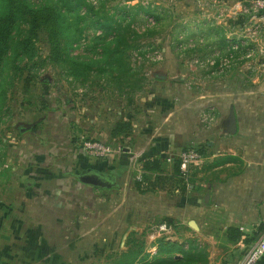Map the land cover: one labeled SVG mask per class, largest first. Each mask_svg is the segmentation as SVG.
Listing matches in <instances>:
<instances>
[{"label":"crops","instance_id":"1","mask_svg":"<svg viewBox=\"0 0 264 264\" xmlns=\"http://www.w3.org/2000/svg\"><path fill=\"white\" fill-rule=\"evenodd\" d=\"M242 64L248 69L216 78L208 93L192 89L180 75L154 83L127 112L115 107L117 111L108 108L83 116V138L122 146L109 160L93 162L110 165L117 182L122 175L136 176L141 165L143 191L131 183L100 188L72 177L55 182L59 161L66 159L63 152L55 155L54 170L42 163L15 170L18 180L9 186L10 197L0 198V264H114L109 258L130 248L132 231L151 257L160 250L162 238L195 240L200 247L211 244L208 264H237L264 234V60L246 58ZM206 112L213 114L209 123L203 118ZM123 120L132 129L115 134ZM72 137L76 159L68 154L73 159L66 164H88L78 158L86 155L81 138ZM189 146H200L204 160L191 166V180L182 189L167 192L158 180H172L176 165L166 157ZM29 158L39 160L36 155ZM155 159L160 169L146 170L144 162ZM151 224H157L153 231L146 229ZM163 224L168 231L159 230ZM182 224L193 233L182 235ZM258 264H264V256Z\"/></svg>","mask_w":264,"mask_h":264},{"label":"rangeland","instance_id":"2","mask_svg":"<svg viewBox=\"0 0 264 264\" xmlns=\"http://www.w3.org/2000/svg\"><path fill=\"white\" fill-rule=\"evenodd\" d=\"M253 1L25 0V6L20 1L11 43L6 42L0 63V198L10 197L9 186L18 180L15 170L41 163L53 169L59 152L67 161H59L60 181L56 177L55 182L70 181L69 177L77 181L74 176L87 168L111 172L110 165L95 164L93 158L84 154L78 158L89 160L88 164H66L73 159L68 154L76 159L72 136L74 140L83 139L80 125L88 111L94 115L97 110L108 112V108L117 111V107L127 112L130 104L154 83L180 75L186 77L192 89L208 93L216 78L246 67L242 64L244 59L264 60V10H255ZM88 2L96 7L97 14L86 7ZM138 4H150L154 13L142 12L133 18L122 41L133 69L130 74L136 72L132 78L138 77L141 82L134 89L131 82L113 79L116 72L109 69L107 62L112 59L108 50L115 46V34L109 27H99L97 20L111 17L120 6ZM13 6L16 8L17 4ZM29 33L35 43L33 58L16 46ZM222 37L235 40L233 46L241 45L240 51L232 53L228 47L216 44ZM217 58L220 62L216 67ZM212 117L211 113L203 114L208 123L214 120ZM34 155L39 160L31 161L29 156ZM187 179L191 180L176 172L172 180L162 178L158 184L170 192L175 187L182 189ZM23 181L26 184V178ZM137 182V175H122L118 187L122 183L137 186ZM93 213L98 215V209ZM156 228L157 224L146 227L150 231ZM193 230L182 224V235L192 234ZM219 243L223 245V241H216V245ZM210 245L203 248L207 250Z\"/></svg>","mask_w":264,"mask_h":264},{"label":"trees","instance_id":"3","mask_svg":"<svg viewBox=\"0 0 264 264\" xmlns=\"http://www.w3.org/2000/svg\"><path fill=\"white\" fill-rule=\"evenodd\" d=\"M20 1H22L23 5L25 6V0H0V63L2 61L1 56L7 45L6 42H8L9 45L11 43L10 35L16 21L15 11L17 7L20 6ZM14 4H17L16 8L13 6ZM85 5L95 14L98 13L96 7L92 3L88 2L85 3ZM117 11L118 12L111 15V17L105 16L102 21H99L98 19L97 23L102 29L109 27L115 34V46L108 50V56H111L112 59H109L107 62L109 69L113 72H116V75L113 77V79H117L121 83L124 81L131 82L133 88L136 89L141 86V82L139 81L138 77L132 78V76L136 75V72L130 74L133 69L130 67V64L127 60V55L125 53L126 50L122 45V41H124V36L126 33L125 30L129 27L133 18L142 12L153 14L154 10L153 6H150V4H138L135 6H120L118 7ZM34 28L35 27H32V30ZM234 41L235 40L230 41L226 37H222L221 41L216 44L222 45L223 47H228L233 51L232 53H238L240 51L241 45L235 49L233 47V43H235ZM16 46L23 49L24 55L31 54L30 58H33L32 55L35 53V43L31 33H29L27 38L21 41V44H16ZM219 62V58L215 59L214 64L216 67L219 65ZM131 79L132 81H130ZM131 129V122L125 120L119 122L116 125L114 133H125L129 132ZM175 165L176 172L179 174V164L175 163ZM144 168L146 170H159V160L155 159L145 161ZM139 182H137V187L140 191H143L142 184ZM143 182H145V177ZM136 235V232L132 231L130 233L128 237V244L131 246L127 251L122 252L120 255L117 254L112 256V258H115L113 261L114 264H208L207 250L203 247H200L195 240H190L187 243H178L166 241L164 238H162L160 239V250L151 257L145 252L142 240L135 239Z\"/></svg>","mask_w":264,"mask_h":264},{"label":"built area","instance_id":"4","mask_svg":"<svg viewBox=\"0 0 264 264\" xmlns=\"http://www.w3.org/2000/svg\"><path fill=\"white\" fill-rule=\"evenodd\" d=\"M255 10H264V0H254L253 4ZM234 48H238V45L233 46ZM81 147L83 152L94 159H109L113 155H116L119 151L122 150V146L114 145L110 142L98 140V139H90L83 138L81 140ZM203 157V152L201 147H187L181 151H179L175 155H169L166 157V161L170 163H178L180 168L181 175L188 178L190 175L191 166L197 161L201 160ZM137 179L140 182L144 181V175L139 168L137 173ZM159 230L168 231L167 225L163 224L159 227ZM264 256V234L253 243L251 248L246 252L244 257L237 264H258Z\"/></svg>","mask_w":264,"mask_h":264},{"label":"water","instance_id":"5","mask_svg":"<svg viewBox=\"0 0 264 264\" xmlns=\"http://www.w3.org/2000/svg\"><path fill=\"white\" fill-rule=\"evenodd\" d=\"M229 125V131L231 133L235 132L236 116L233 110L230 112ZM76 177L80 182L94 187L111 188L118 186L117 178L114 174L105 171H99L98 169L96 170L93 168H88L81 173L76 174ZM191 223L193 226L195 225L194 221Z\"/></svg>","mask_w":264,"mask_h":264}]
</instances>
